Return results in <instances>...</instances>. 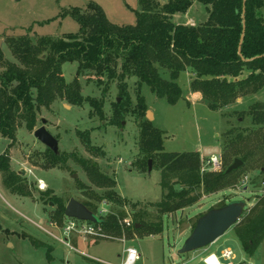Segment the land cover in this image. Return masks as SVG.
<instances>
[{"label":"trees","instance_id":"trees-1","mask_svg":"<svg viewBox=\"0 0 264 264\" xmlns=\"http://www.w3.org/2000/svg\"><path fill=\"white\" fill-rule=\"evenodd\" d=\"M195 2L206 9L207 19L192 26L174 23L173 17L187 14ZM140 7L136 23L125 26L113 24L97 3L90 2L84 10L74 7L67 16L78 23V32L57 40L41 37L36 43L27 36L11 39L14 55L22 66L8 63L7 70L0 74V135L12 141L0 156V170L5 174L7 187L24 197L30 195L29 185L12 171L9 155L17 141L18 128L24 126L34 131L42 108L49 109L59 98L74 106L87 101L105 120L104 102L85 98L81 93L79 77L86 72L100 86L105 79L108 84L119 82L118 96L122 101L114 104L112 119L117 124L125 120L130 103L126 78L138 79V104L134 112L141 118V131L136 165L144 170L151 160L161 173L163 198L156 205L161 215L158 222L146 223V214L139 210L135 212L133 225L126 228L121 220L125 219L123 209L128 203L116 191L117 180L103 174L92 160L74 156L89 181L105 190L99 194L80 184V189H87L83 192L90 199L83 204L94 215L99 204L115 206L113 214L91 223L102 235L110 237H130L133 231L139 236L161 235L164 216L196 206L204 195L239 186L242 176L256 166L264 184V102L254 104L248 112L254 129H232L226 133L221 171L202 172L200 152L166 151L165 132L147 119L148 107L140 93L145 84L159 99L175 106L184 97L179 80L186 72L193 76L190 90L200 92L212 111L260 93L264 88V0H168L164 4L160 0H140ZM2 59L0 50V64ZM68 63H78L72 83L63 76V67ZM88 136L85 141L89 151L104 156L99 148L90 145ZM236 159L243 166L228 174ZM66 160L62 154L47 149L48 168H57ZM50 200L56 206L52 218L62 227L67 219V205L59 199ZM228 202L233 201L215 208ZM250 210L232 227L247 257H253L264 241V195H259Z\"/></svg>","mask_w":264,"mask_h":264},{"label":"rangeland","instance_id":"rangeland-1","mask_svg":"<svg viewBox=\"0 0 264 264\" xmlns=\"http://www.w3.org/2000/svg\"><path fill=\"white\" fill-rule=\"evenodd\" d=\"M167 1L160 0L162 4ZM90 2L100 5L109 20L119 26L134 25L137 21L136 12H141L140 0H0V50L3 56L0 74L7 70L8 63L22 66L14 55L11 39L27 36L36 43L41 37L57 40L78 32V23L67 14L74 7L84 10ZM207 17L206 9L195 2L188 14H180L176 21H189L192 26L203 23ZM77 69L78 63L64 65L63 76L68 83L74 81ZM126 79L130 103L125 120L117 124L112 119L114 104L122 101L118 96L119 82L108 84L105 79L100 86L89 72L79 77L81 93L85 98H96L104 102L105 120L100 118L87 101L81 106H74L59 98L49 109L42 108L34 131L43 126V119L47 120V130L58 139L60 154L67 158L57 168L45 165L48 148L37 140L35 132L28 131L24 126L18 128L17 141L9 151L10 166L29 185L30 195L24 197L9 189L5 183V174L0 170V263L121 264L126 256L125 249L132 246L141 254V259L136 264H169L171 261L181 260L186 264H204L201 262L203 256L212 253L220 255L225 249L234 251L235 264L244 261L264 264V241L253 257H247L234 228L208 248L194 253H179L184 242L193 233V226L210 209L231 200L245 201L247 205L243 216L250 213L259 195H264L263 177L257 166L247 170V174L240 179L239 186L225 192L204 195L196 206L164 216V233L161 235L139 236L133 231L130 237L102 234L83 237L79 233L68 238L63 232V226L60 227L53 220L56 206L51 198L68 205L72 199L81 203L89 201L83 192L87 189L99 194L105 192L89 181L74 156L92 160L98 164L103 174L117 180L116 191L128 203L123 209V225L125 221L133 225L135 212L139 210L146 214V223L158 222L161 217L156 207L163 198L161 173L155 169L154 162L151 172L148 171L149 166L142 170L136 165L140 158L141 131V118L134 112L138 104V79ZM192 79L190 74L181 75L179 83L184 97L175 106L168 104L165 99H159L145 84L140 93L145 98L147 111L152 112V123L165 132L166 151L200 152L202 172H213L207 165V160L213 155L222 156L226 133L232 129L255 128L248 112L254 104L264 102V88L258 94L245 96L224 109L212 111L204 101L191 100ZM87 136L90 145L99 148L104 156L93 155L89 151L85 141ZM11 142L0 135V156L8 150ZM244 180H247L245 185ZM40 181L46 183V188H40ZM80 184L86 185L87 189H80ZM114 207V204L105 202L99 204L96 215L106 218L115 212ZM125 227L127 228L126 225ZM65 239L68 240L64 242Z\"/></svg>","mask_w":264,"mask_h":264},{"label":"water","instance_id":"water-1","mask_svg":"<svg viewBox=\"0 0 264 264\" xmlns=\"http://www.w3.org/2000/svg\"><path fill=\"white\" fill-rule=\"evenodd\" d=\"M245 15V8L244 14ZM244 32L246 29L245 20H243ZM244 33L241 38V45L243 41ZM241 55V47L239 50ZM120 102V100H119ZM147 119L153 121L152 112L147 111ZM43 126L35 130L34 134L37 140L46 146V148L51 149L56 155L60 154L59 141L56 137L52 135L50 131L46 128L47 120H42ZM149 169L152 171V161L149 160ZM243 162L236 159L232 165H230L227 173L237 170L243 166ZM245 201H233L221 208H214L209 210L205 215L200 217L194 228L193 233L187 238V240L182 245L180 250L181 254L194 253L198 250L208 248L212 246L218 239L223 237L231 228L236 225L242 218L244 210L246 208ZM65 215L68 218L81 220L89 223L96 224L100 222L98 215H94L83 203L72 199L66 206Z\"/></svg>","mask_w":264,"mask_h":264},{"label":"built area","instance_id":"built-area-1","mask_svg":"<svg viewBox=\"0 0 264 264\" xmlns=\"http://www.w3.org/2000/svg\"><path fill=\"white\" fill-rule=\"evenodd\" d=\"M207 165L210 167L211 171H221L223 166V161L221 157L213 155L210 159L207 160ZM247 180L243 181V185L246 184ZM40 188H46V183L40 181ZM66 223L63 226V232H65L66 236L69 238L74 234H81L83 237H94L96 235H101V232L98 228L89 222L76 220L72 218L66 219ZM125 225L127 227L132 226L131 222L125 221ZM68 239L63 240L66 242ZM68 244V243H67ZM126 256L122 260L121 264H136L141 259V254L137 248L132 246L125 249ZM236 258L235 253L231 249H225L221 252L220 255L217 253H212L205 255L201 258V262L204 264H235L233 260ZM169 264H186L184 261H171ZM240 264H253L250 261H244Z\"/></svg>","mask_w":264,"mask_h":264},{"label":"crops","instance_id":"crops-1","mask_svg":"<svg viewBox=\"0 0 264 264\" xmlns=\"http://www.w3.org/2000/svg\"><path fill=\"white\" fill-rule=\"evenodd\" d=\"M188 14V13H187ZM180 14H176L174 17H173V21H174V23H177V24H183V25H188V26H190V23H189V21H187V22H184V23H180V22H177L176 21V18H177V16H179ZM184 15H186V14H184ZM188 20V19H187ZM192 25H194V24H192ZM184 74H190L189 72H186V73H184ZM191 75V74H190ZM191 77H193L192 75H191ZM190 98H191V100H195V101H203V95L200 93V92H198V91H194V92H192L191 90H190ZM236 259V258H235ZM234 259V260H235ZM234 260H233V262H234Z\"/></svg>","mask_w":264,"mask_h":264}]
</instances>
